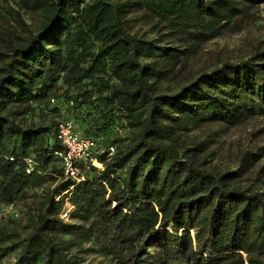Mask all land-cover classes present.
I'll return each instance as SVG.
<instances>
[{
    "label": "trees",
    "instance_id": "1",
    "mask_svg": "<svg viewBox=\"0 0 264 264\" xmlns=\"http://www.w3.org/2000/svg\"><path fill=\"white\" fill-rule=\"evenodd\" d=\"M258 1L16 0L38 21L26 25L16 15L20 29L0 34V203L32 197L28 188L53 177L60 199L55 202L50 190L28 206L27 223L0 224V251L18 249L14 264H78L67 250L79 239L93 241L114 264H264V179L258 186L242 177L254 169L258 153L243 151L235 169L208 167L205 142L188 134L264 114V50L175 88L159 86L181 54ZM132 6L196 45L160 44L164 33L133 35L124 20ZM70 89L67 99L81 112L79 120L60 117L44 127L28 117L33 104L48 106ZM83 106L92 108L82 113ZM117 109L127 135L111 139L115 145L98 141L97 129L110 124ZM62 120L98 142L93 157L102 168L80 159V181L66 178L53 154L62 149L56 136ZM110 146L115 150L108 155ZM27 155L39 163L30 173L21 160ZM63 200L73 205V217L88 220L86 227L60 218Z\"/></svg>",
    "mask_w": 264,
    "mask_h": 264
},
{
    "label": "rangeland",
    "instance_id": "2",
    "mask_svg": "<svg viewBox=\"0 0 264 264\" xmlns=\"http://www.w3.org/2000/svg\"><path fill=\"white\" fill-rule=\"evenodd\" d=\"M243 9V13L227 19L226 24L219 32L215 35H210L209 38L202 39L197 45L192 39H185L186 35L184 33H170L168 31L169 29L161 26L162 24L156 22V18L150 16V12L149 14L147 10L139 6H132V8L125 13L124 20L129 32L133 35L146 39H156L160 34L164 33L166 37L163 38L164 41L160 42V44L163 43L179 48L185 46L186 42L196 45L194 48L195 50L193 49L191 53H186V56L185 54H181L182 60L179 64L174 66L171 76L160 81L159 86L164 90L166 88H175L188 80H192V77H196L201 73H209L216 67H220L225 61L228 63L238 62L247 59L259 50H264V1L260 0L256 4L246 3ZM20 14L26 25L35 24L36 21H38L36 15L34 16L33 14L22 11L17 6L16 0H0V34H2L6 28L19 30L20 27L17 25L15 19L17 18L16 15ZM24 27L25 25L22 24V30ZM19 33H22V31ZM63 91L64 90L59 91L60 95ZM72 92L73 90L70 89V91L65 94V97H58L59 99L57 102H55L56 100H51V104L48 106L38 107L33 104L34 109L28 114V117L35 123H40L44 127L49 125L53 126L55 119L60 117L69 116L73 118L74 116L75 120H79L78 117L81 116V112L74 108L72 101H69L70 99H67ZM91 108L92 106H83L82 113ZM114 114L115 118L110 124L101 129H97L98 134H95V138H97L98 141H110L111 139L113 140L114 138L127 135L129 129L125 124L124 114L119 109L115 110ZM208 132H210V137L207 139L205 136ZM193 133L196 134L198 140H203L205 142L204 146L208 147V152L210 154L206 158V166L220 165L228 169H235L241 153L245 150H251L258 153L259 160L256 162L251 173L249 171L242 177L250 181L254 180V183L257 185L260 183L261 179H264V172H259L261 173L260 175L257 174L259 167L264 165V114L254 115L237 125L211 123L197 130L188 132L190 137L194 136ZM112 140L109 144H113ZM21 160L25 163V172L27 168H32L31 171H33L39 164L31 155L22 157ZM94 162L99 163L96 159H94ZM52 163L53 162L46 166V172H50L49 170H51L53 166ZM92 165L97 169L102 168L101 163L97 166H95L94 163H92ZM55 167L58 171H62L59 166ZM82 174H85V171L78 173L77 177L73 180H82L84 178ZM57 180L58 178L56 177H53V179L49 178L40 186L28 188L27 193H35L32 197L27 196L13 201L1 202L0 224L10 223L12 221L15 223L19 222L20 224L27 223L26 216H28V206L33 202H38L41 195L46 196L48 193L49 196L50 190L52 194L55 195L53 188ZM245 183L246 181H243V184ZM72 187L73 186H70L68 189L62 191V194L69 195V191ZM59 196L60 195L54 196L55 202L60 199ZM69 206L72 207L69 216L62 217L60 214ZM73 209L74 207L69 200H63L60 204L58 215L67 223L69 222L86 227L88 225V220L73 217ZM188 229L193 235L194 229ZM26 232V230L23 231V233ZM62 237L68 240L71 236L62 234ZM74 242L76 245L74 244L71 246L67 252L68 254L74 253L76 255L79 261L78 264H114L108 256H103L97 251V245L93 241L82 240L80 242L79 239H74ZM17 253L18 249L13 251L10 250L6 253L0 251V264H14L16 262ZM243 256H245V254ZM244 264H247V261H245Z\"/></svg>",
    "mask_w": 264,
    "mask_h": 264
},
{
    "label": "built area",
    "instance_id": "3",
    "mask_svg": "<svg viewBox=\"0 0 264 264\" xmlns=\"http://www.w3.org/2000/svg\"><path fill=\"white\" fill-rule=\"evenodd\" d=\"M56 136L62 149L54 151V156L57 157L63 167L66 178L77 177L79 173L76 163L80 159H89L94 162L93 154L98 147V142L94 138L83 137L76 129L71 120H62L57 123ZM114 147H108L107 154L113 153ZM32 168H27L26 172H30ZM71 206L64 210L60 215L62 217L69 216Z\"/></svg>",
    "mask_w": 264,
    "mask_h": 264
},
{
    "label": "bare ground",
    "instance_id": "4",
    "mask_svg": "<svg viewBox=\"0 0 264 264\" xmlns=\"http://www.w3.org/2000/svg\"><path fill=\"white\" fill-rule=\"evenodd\" d=\"M94 165H99V163L95 162Z\"/></svg>",
    "mask_w": 264,
    "mask_h": 264
}]
</instances>
